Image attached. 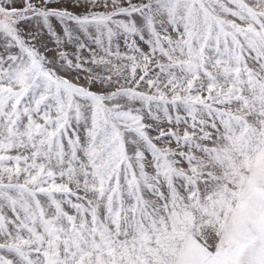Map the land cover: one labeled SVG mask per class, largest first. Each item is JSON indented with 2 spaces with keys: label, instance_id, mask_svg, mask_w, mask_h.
Wrapping results in <instances>:
<instances>
[{
  "label": "snow or ice",
  "instance_id": "obj_1",
  "mask_svg": "<svg viewBox=\"0 0 264 264\" xmlns=\"http://www.w3.org/2000/svg\"><path fill=\"white\" fill-rule=\"evenodd\" d=\"M0 264H264V0H0Z\"/></svg>",
  "mask_w": 264,
  "mask_h": 264
}]
</instances>
